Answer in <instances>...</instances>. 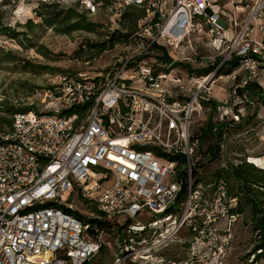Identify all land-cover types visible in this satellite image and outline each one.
I'll use <instances>...</instances> for the list:
<instances>
[{
	"label": "built area",
	"instance_id": "obj_1",
	"mask_svg": "<svg viewBox=\"0 0 264 264\" xmlns=\"http://www.w3.org/2000/svg\"><path fill=\"white\" fill-rule=\"evenodd\" d=\"M112 2L155 16L138 22L104 74L54 77L36 93L43 110L14 114L0 133V264H88L112 238L111 264L147 263L184 228L180 264H226L237 198L214 173L203 174L215 161L226 168L219 128L242 122L246 91H229L214 107L212 87L230 63L249 77L264 64V0ZM98 3L81 0L89 15ZM195 32L215 57L206 75H180L170 55L166 63L152 57L178 52ZM79 108L85 112L66 114ZM207 110L217 112L213 144L200 150ZM143 213L153 218L147 225Z\"/></svg>",
	"mask_w": 264,
	"mask_h": 264
},
{
	"label": "rangeland",
	"instance_id": "obj_2",
	"mask_svg": "<svg viewBox=\"0 0 264 264\" xmlns=\"http://www.w3.org/2000/svg\"><path fill=\"white\" fill-rule=\"evenodd\" d=\"M113 2L112 0H99L96 13L86 15L87 20L95 25L92 32L76 31L69 35H62L52 28L41 25V18L36 15L35 11H41L42 4L57 5L59 10L78 5L76 8L79 11H85L81 0H0V133L11 129L8 127L9 121L13 120L11 112L16 114L23 109L43 110L44 105L41 106L36 93L47 89L54 77L74 78L77 74H83L93 78L98 74H104L106 68L120 53L118 48L122 43L115 42L110 46L107 43L110 35L118 32L128 38L138 30L137 24L140 20H143L144 17L150 20L155 16L154 11L147 13L146 7L129 5L143 10L144 16L137 20L134 29L127 30L121 22V16L126 12L127 6L118 8L117 4L113 7ZM29 23L32 24L28 26ZM6 29L8 31H5ZM5 33L16 34V38L12 39L14 37H9ZM85 43L98 44L102 52L81 54L80 50ZM207 44L203 35L195 32L185 40L178 52L171 50L164 52L162 49L154 52L152 57H158L160 60L159 58L162 56L169 57L168 55H170L176 61L172 68L180 75H188L192 72L201 74L203 70L211 67L215 58H210L213 55L209 53ZM114 47L117 49L109 52ZM106 50L108 53L103 54ZM193 54L196 56L194 57ZM181 57L189 60L180 59ZM231 71H234L235 79L228 76ZM220 73L222 78L218 79L212 87V95L215 98L211 103L212 106L222 105V101L226 99L229 91L236 89L238 93V90L248 82H255L264 90V64L258 66L254 70L255 75L250 77L248 71L240 69L237 65H232V63L224 67ZM245 95L246 101L241 105L244 108L242 122L236 127L223 129L222 134L226 136L222 149L223 164L226 168L234 167L230 165L234 158L244 163H247L246 160L249 158V160H255V164L251 161L249 164L264 170V105L254 101L250 97V92H245ZM234 109H238V107ZM216 115L217 112L207 110L204 116L205 121L200 124L198 129L203 130L208 121L213 125V118ZM201 144L200 150H206L213 144L212 136L203 137ZM201 159L204 160L202 153ZM220 167L221 165L217 161L209 164L203 176L211 175ZM90 208L95 209L92 206ZM138 220L143 225H147L153 218L149 214L143 213L138 217ZM233 226L232 249L226 264H249L252 260L253 264H264V258L257 259L258 252H253L256 240L251 233V225L245 226L244 217L240 214ZM189 238L187 228H184L175 239L166 242L158 251H153V256L147 263H142L143 261L137 259L136 264H160L155 258L159 256H162L164 260L178 262V264L184 263L186 260L185 247L177 241L181 239L186 243ZM110 240L111 247H104L88 264L112 263L116 251L114 244L116 240L114 238ZM125 264L131 263L126 261Z\"/></svg>",
	"mask_w": 264,
	"mask_h": 264
},
{
	"label": "trees",
	"instance_id": "obj_3",
	"mask_svg": "<svg viewBox=\"0 0 264 264\" xmlns=\"http://www.w3.org/2000/svg\"><path fill=\"white\" fill-rule=\"evenodd\" d=\"M75 5L73 8L65 10L57 9V5H41L42 9L35 11L36 15L41 18V25L52 28L55 32L62 35H69L76 31L92 32L95 28L93 23L87 20L86 11H79ZM144 16L143 10L134 6H127L126 12L121 16L123 27L127 30L134 29L138 19ZM32 24L29 23L28 26ZM5 31H8L7 29ZM6 34V33H5ZM9 37L16 38V34H9ZM108 44L112 46L115 42H122L126 39V35L115 32L110 35ZM83 49V50H82ZM102 52L101 47L97 44H84L81 48V54H91ZM160 61L166 63L170 62L169 58L162 56ZM236 66V63H232ZM211 67L201 72L202 75L210 72ZM243 91L250 92V97L257 103L264 105V92L263 89L255 82H248L244 85L243 89H239V93ZM216 105H214L215 107ZM85 108L71 109L66 114L78 113L83 114ZM21 112H28V109L20 110ZM14 116L15 112H11ZM12 121H9L8 127L11 128ZM212 125L208 121L205 128L201 131L203 137H211ZM224 126L219 128L223 132ZM217 155V154H216ZM214 174L225 182L227 193L229 196L237 198V205L234 209L230 210L233 213L241 214L244 217V224L251 225V233L256 240V246L253 252L257 253V259L264 258V170L258 169L253 164L240 162L236 167H227L217 170ZM256 258V257H255ZM249 264H253V260Z\"/></svg>",
	"mask_w": 264,
	"mask_h": 264
},
{
	"label": "bare ground",
	"instance_id": "obj_4",
	"mask_svg": "<svg viewBox=\"0 0 264 264\" xmlns=\"http://www.w3.org/2000/svg\"><path fill=\"white\" fill-rule=\"evenodd\" d=\"M253 164H255L254 162H255V160H250ZM257 163H258V161H257Z\"/></svg>",
	"mask_w": 264,
	"mask_h": 264
}]
</instances>
